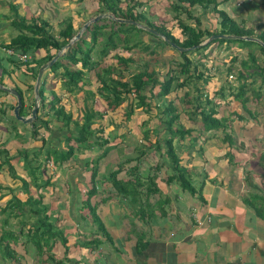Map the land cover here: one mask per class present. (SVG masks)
<instances>
[{"label": "crops", "instance_id": "1", "mask_svg": "<svg viewBox=\"0 0 264 264\" xmlns=\"http://www.w3.org/2000/svg\"><path fill=\"white\" fill-rule=\"evenodd\" d=\"M89 1L93 2V0H0V63L7 71L4 75L0 73V78L3 80L1 85L13 89L16 87L22 92L21 101L23 100V114L25 115L22 117L30 115L31 110L29 111L28 107L34 102V88L33 90L28 88V85L32 84L31 76L21 66L16 67L9 62L3 45L8 44L13 37L19 34L18 25L23 24V21L26 25H31L34 20L37 23L41 20L45 21L56 34L59 31V25L63 21L71 19L74 28L77 29L78 25H81L80 17L86 11L83 7ZM152 1L144 6L149 5ZM162 1L161 3H163ZM252 1L224 0L225 6H219L218 9L227 12L234 20L243 19L246 29L251 30L254 24H262V32L264 31V18L255 13H257V6L264 10V1H253L255 3L249 4ZM249 5L256 7L251 9ZM144 6L142 7L144 8ZM243 6L248 9L245 14L242 11ZM169 9L164 12L171 20L169 24L168 19H165L171 27L174 14L170 11L172 12L170 15ZM141 12H144L143 9ZM208 13H211V16L214 15L218 24L217 13L211 12L210 9L198 8L193 12L194 16L199 17L202 29H208L204 20V18H209ZM145 16L149 19V16ZM156 16L157 21L164 20L159 17L160 14L154 13V18ZM18 17L22 22L18 21ZM93 17L85 19L82 25ZM210 29H208L210 32L218 31L216 24L215 30ZM176 30L178 31V29ZM153 44L156 45L151 43V50H154ZM91 45L89 44V46ZM234 46V52L231 54L229 62L241 51L250 50L248 48L240 49L239 45ZM119 51L121 50L117 51V56L127 57ZM144 53L148 55L147 52ZM166 53L169 54L168 51ZM253 53L257 55L256 50ZM44 55V51L36 53V56L39 57ZM28 56L29 59L35 57L34 54ZM115 56V52H111L106 57H102L95 54L94 51L92 60L98 64L99 70L103 66L116 67ZM244 58L241 57V59ZM132 59L135 61L130 64L132 70H139L147 62L149 70L156 72L160 79H163L168 69L171 68L170 62L165 64L164 70L161 69L156 57L149 61L145 59L144 62L139 58L132 57ZM197 60L199 58L195 61L197 66H206L205 58L202 57L199 61L202 65ZM232 63L235 62L232 61ZM259 63L262 62L259 61ZM235 64L238 66L239 62ZM78 67L80 66L78 65ZM113 76L115 75L113 74ZM43 77L47 78L48 84H52L50 90H53L59 98L62 93L66 92L61 88V81L57 80L49 70L44 72ZM93 77H95L93 72L84 70V82L82 81L79 86L82 85V88L84 86L85 89L90 85ZM50 90L46 92L48 102L52 98ZM81 91L85 92L83 89ZM249 93L253 94L251 91ZM261 93L262 97L259 100L252 99L259 102L264 97V92ZM248 97L250 98V95ZM90 101L93 104L98 101L105 104V101L97 93ZM230 102L232 107L229 110L230 114L236 113L241 106L232 99ZM16 104L15 97L0 90V150L5 151L2 155L0 154V163H3L0 167V211L10 208V211L7 210L6 213L0 212V264H264V134L261 133L262 126L264 128V120L257 121V117L251 109L248 110L252 116L245 114V120L230 123L231 129L236 124L239 125L240 134L243 130H254V134H250L248 139L241 137L234 140L231 131L232 141L229 145H225L223 139L215 137V132L208 131L203 142L211 144L202 151L200 145L195 144L196 141L193 144L190 139H187L189 145L187 144L184 151H186V155H189V160L184 159L186 155L178 154V156L181 161L183 160L184 165L182 166L184 167L190 164L191 158L195 160L196 156L200 157L198 158L200 163L203 162L195 166L194 172L191 171L192 168L187 169L193 180V186L196 189L201 188L199 193L191 195L175 181H168V178L173 174L170 170V162L160 161L155 157L156 162L151 166H144L143 163L149 160L146 155L140 163L134 160L125 166L129 169L137 165L141 176H153L157 192L146 195L147 190L150 191L153 188L141 187L139 188L141 196L135 201L126 202L120 197H108L114 192L106 184L100 185L101 188L98 186V193L90 199V204L96 208L97 216L101 222L99 225L91 218L88 209L83 208V201L86 199L89 187L84 164L89 160L90 155H84L85 157L82 159L77 158V155L75 160L69 161L70 163L66 166L71 165L72 171H68L65 167L62 168V164H56L58 168L51 169L50 165L46 163L47 170L42 169L44 173L41 176L43 181L46 177L49 178V185L39 188L32 185V179L25 167L26 162L30 161L32 156L29 155L26 161L22 153L24 150L40 149L42 146L40 138L48 137V135L41 130L35 136L30 124H23L17 120L13 114ZM224 104L228 105V103ZM121 107L118 114L122 110ZM225 107L227 108V106ZM93 108L96 110L95 107ZM39 112L42 115V112ZM117 113L115 117L118 116ZM141 113L145 112L142 110ZM156 114L159 116L157 111ZM140 118L139 126L142 123L148 124V128L155 129L159 126L158 121L153 122L148 117L144 118L141 115ZM49 119L51 122L48 126L54 130L57 129L60 123L53 116ZM241 125H245V127ZM123 126L128 129L127 123H124ZM120 128L124 127L119 126L118 129ZM159 128L163 127L159 126ZM140 133L141 141L143 140V144H145L146 139L143 138L142 132ZM155 135L157 134L150 136ZM118 140L120 141V139ZM176 142L179 141L174 142L177 145ZM181 142L184 143V140ZM217 142L225 146L218 147ZM245 151L249 153L246 157ZM226 153H230V157H227ZM128 157H133V155ZM121 158L117 161L118 163L122 160ZM126 158L127 156H124V159ZM43 160V157L40 156L39 161L43 162ZM230 161L233 164H227ZM76 162L82 165L78 166ZM9 166H12L13 169L9 170ZM155 167L158 170H155ZM254 167H258L260 171L255 170ZM106 173L107 171L104 169L101 175ZM14 175L27 181L31 197L41 198L42 203L37 206L40 209L49 210L47 214L50 216L49 223L53 225L52 230L59 233L50 240L46 235H41L44 228L39 227L38 218L28 217L26 213L20 212L23 209L27 211L29 206L23 205V207L17 208L11 204L14 199L24 203L28 198L27 191H22L21 180L16 179ZM63 181L66 186H63ZM56 184L59 189L55 194ZM53 194L55 199L47 201V197ZM140 210L144 212L140 213ZM62 237L65 240L64 244Z\"/></svg>", "mask_w": 264, "mask_h": 264}, {"label": "trees", "instance_id": "2", "mask_svg": "<svg viewBox=\"0 0 264 264\" xmlns=\"http://www.w3.org/2000/svg\"><path fill=\"white\" fill-rule=\"evenodd\" d=\"M146 1L131 0V6H127L128 9L126 12L119 14L115 6L116 3H120L121 0H99V2H102L106 8L105 10L101 9L100 13L110 12L114 17L125 20H134L141 23L140 19L143 20L146 19V17H144L145 15L142 16L144 12L136 10V8L139 7V9H141L143 3ZM223 2L224 0H173L172 3H169L168 0L167 4H169L170 10L174 14L172 17V20L174 21L173 26H167V22L164 20H159L154 23L148 21L145 25L163 35L171 43L180 48L198 46L212 35H231L241 38L254 37L253 31L246 29L245 21L243 19L234 20L227 12L218 9L219 4ZM198 8L204 10L210 9L211 12L217 13L219 31L215 33L208 31V29L201 28L199 17L193 15V12L198 10ZM19 20L22 22L21 18ZM186 21L194 22L192 25ZM81 26L82 24L79 25L78 28L80 29ZM18 27L19 34L13 37L8 44L3 45V49L13 52L12 55H7V57H9V62L16 65V67L21 66L25 72L30 74L32 84L28 85V88L33 90L40 66L50 61L58 50L69 43L77 33L78 29L74 28L71 19L63 21L59 25V31L56 34L54 33L53 28L47 22H43L42 20L39 23L34 20L31 25H26L23 21V24L21 23ZM173 29H178L179 35L174 34L175 30ZM107 30H109V32L106 34L105 32ZM134 30L142 31V29H138L133 25L114 21L111 22V20L94 22L85 29L81 38L71 45L67 53L51 66L49 72H52L56 78L57 72L62 70L60 73V80L68 94L81 90V86L79 85L82 84L84 70L93 72L97 79L95 81L96 93L105 101V107L108 111L101 112L94 110L92 107L93 103L90 101V105L84 106V109L80 111V119H73V115L70 111H66L63 106H57L60 98L53 90L50 91L52 97L50 102L47 101L48 98L45 93L48 82L47 78L44 77L39 88L40 106L36 120L30 125L32 126L33 135H38V132L42 130L44 134L48 135V137L45 136L40 138L42 140V146L40 149L30 151L24 150L22 153L26 161L29 155L32 156V159L26 162L25 167L32 179V185L35 186V188H39L40 186L49 185V178L46 177L43 181L41 175L44 173L42 172V169L47 170V164L50 160L58 165L68 162V165L70 163L69 161L75 160L77 153L79 154L80 151L84 153L85 151L96 152V150H103L99 155H91L89 160L84 164L85 169L89 170L91 174L89 177V188L87 190L86 199L83 201V208L88 209L91 218L94 221H97L99 225H101V222L97 216L96 208L90 204V199L98 193L97 188L99 185L106 184L113 190L114 194H110L108 197H120L126 202L132 200L135 201L136 198L140 197L141 192L139 191V188L141 187L153 188L150 191L147 190L146 195L157 192L155 178L153 176H141L137 165L128 169L123 164H127V162H132L134 160L140 163L148 153H156L157 155L155 154L153 156L157 157L158 160H164V162L167 163L170 162V170L173 174L168 178V181H175L183 190L189 192L191 195L199 193L201 188L196 189L193 186L190 172L180 164L181 161L176 152L174 141L184 140V138H187L188 136L191 143L195 141L201 143L204 141V135L206 132L222 129L225 133L223 141L230 144L232 138L228 129L230 127L231 117H228L229 114L228 116H224L219 113L220 111L217 110L218 102L223 101L221 102L222 104L228 103V105H230V100L226 98H232V100L238 103L243 110L242 111L238 108V113H234L235 117L238 121H243L246 118L244 113L252 116L247 107L250 100L247 95L248 92H253V96L259 100L262 97V89H264V60L263 64L259 63L254 53L249 50V52L247 51L245 58L239 61L241 68L236 71L237 79L239 81V84L236 87L232 86L228 81L227 87H224V85L219 88L217 87L218 89L214 90L213 96H211L207 93L204 94L203 89L192 86V81H199L202 79L203 82L208 83L213 79L211 75H204V73H201L198 69L199 67L195 64V57H198L199 60L202 59L200 54H198L200 50L208 48L215 43L239 44L240 49H249V47L251 48V45H254L259 48L264 57V48L254 41L243 39H216L208 42L200 48L184 51L182 53L173 48L179 56V61L176 62L177 67L176 69H168L163 79H160V76L157 75L156 72L149 70V64L147 62L144 63L139 70L134 71L131 69L132 67H130L131 63H135L131 57L117 56V51L119 49L130 52L137 48L140 51L147 52L149 55H155V51L151 50V41L130 42ZM146 34L150 37L152 36L148 32H146ZM255 37L264 44V31L259 35H255ZM151 38L157 39L159 43L170 46V44L166 43L159 37L153 35ZM98 42H101L98 45L101 47L100 50L102 52V54H99L100 56L106 57L109 53L115 52L116 56L114 58L116 59V67H110L111 65H109V67L103 66L98 70V64L92 60L94 46L97 45ZM89 44L92 45L89 46ZM226 47L229 48L227 45ZM40 51H44L45 55L42 57L36 56V53L38 54ZM17 54H34L35 57L31 60L26 59L25 61H18L16 57ZM237 57L238 56L236 55L231 58L232 61L236 63L238 60ZM207 59L208 58L205 57V60ZM78 65L80 67H78ZM232 65L233 64H230V67L227 68L228 75L232 71ZM71 66H74L75 69H70ZM0 73L2 75L7 73L1 63ZM113 74L115 76L112 77ZM255 76L261 78L263 87L260 86L258 89L257 87H254L256 85ZM2 83L3 80L0 78V84ZM190 86H192L196 93L195 97L192 99H190L188 89ZM15 90L22 97V92L18 88H15ZM92 94L93 93H91L90 90H86L84 97L85 101L86 98L91 99L93 97ZM172 94L176 96L175 98L177 100L181 97L183 98L184 102L181 105V111L185 113L188 120L197 122L199 127L197 130L195 128L185 129L181 126L179 109L175 107V103H172L171 101L166 102L167 100H165ZM214 97L221 100L215 103ZM153 98L164 99V104L162 106L163 109L161 110L162 121L159 120V126L161 124H164L165 126L163 128H159L158 126L155 129L147 127L142 130V134L144 139H148L150 135L157 134L158 139L150 146H145L143 148L136 147L135 150L137 156L135 158L127 157L124 159L123 163L116 164L115 169L108 171L105 175L103 174L99 178V162L108 154L109 147L107 150L106 147L109 145L110 139H120V141H122L123 138L127 136V133L119 135H112L111 133L108 134V137L110 138L106 137L105 139L102 137L104 128L100 127V125H98V127H95L94 125L97 121L104 119L108 115L109 123L114 122L113 125H116L115 127L118 128L121 126L125 128V126H123L125 123L123 118L127 122L136 106H139V108L141 107L142 110L148 114L151 109L150 102ZM127 102H129V107L126 106ZM122 104H125V106L120 111V118L118 119L114 114L120 110L119 108ZM32 106L33 104L31 103L28 107L29 111L32 109ZM189 107L193 108L189 110ZM23 111L24 107L22 104L19 110L20 116H25ZM39 111L42 112V115L39 114ZM51 116L60 123L59 127L55 130L48 126L51 122L49 119ZM79 120H82V124L79 123ZM37 122H39V124H37ZM145 124L146 123H142V125ZM71 125L73 126V129H70ZM226 130L228 132H226ZM62 131H68V133H63ZM120 141L118 140V142ZM111 148L112 147H110V149ZM4 152L5 151L0 150L1 155ZM226 154L227 157H230V153ZM40 156L43 157L44 163L39 161ZM7 163L9 164V162ZM2 164L3 163L1 162L0 167ZM70 166H65V169L69 170ZM8 168L9 170L13 169L12 166H9ZM155 170H158L157 167H155ZM14 177L21 180L23 184L22 191H27L28 198L24 203L20 200L14 199L11 201V204L17 206V208H21L23 205L29 206L27 211L23 209V211L21 210L20 212L22 214L26 213L28 217L38 218L40 223L39 227L44 228V231H41L43 232L41 235H46L47 239L50 240L54 235L59 234L57 231L52 230L53 225L49 223L50 216L47 214L48 210L46 208L40 209L37 206L42 203L41 198L34 199L31 197V194L28 191L27 181L16 175H14ZM39 181L41 185H38ZM7 210L10 211V208H5L0 212L6 213ZM143 212V210H140V213ZM100 227L101 230H103L102 226ZM62 242L63 244L65 243L63 237Z\"/></svg>", "mask_w": 264, "mask_h": 264}, {"label": "rangeland", "instance_id": "3", "mask_svg": "<svg viewBox=\"0 0 264 264\" xmlns=\"http://www.w3.org/2000/svg\"><path fill=\"white\" fill-rule=\"evenodd\" d=\"M144 1H146V0H144ZM150 1H152V0H147L146 2H144L143 3V6L145 4H148V2H150ZM161 1L160 0L159 1L153 0L151 3H149V5L144 6V8L142 7V9L144 11V14L142 16L147 15V16H149V19H148V17L144 16V17H146V19H143V20L140 19L141 20V23H140L141 25L146 26L145 24H147L148 21H150L151 23L157 22V16L154 18V13L155 14H160L159 17L162 18V19H164V21H167L165 19H168V22L170 24L171 20H170V18H169L168 15H165V12H164L166 9L169 8V4H167L168 3V0L167 1L163 0L162 1L163 3H161ZM253 1H259V0H253ZM253 1L250 2L249 4L255 3ZM172 2H173V0H170V3H172ZM127 6H129V7L131 6L130 5V1H128V0L121 1L120 3H116L115 8H117V11H118L119 14H123L128 9ZM219 6L220 7H222V6L224 7L225 4L224 3H221V4H219ZM249 7L251 9H255L256 6H250L249 5ZM83 9L86 10V11L80 17V21L79 22H81V24L87 18H90L92 16L96 17V16L102 14V13H100L101 12V9L102 10H105L106 8H105V5L102 2H99V0H93V2H90V1L87 2L84 5ZM142 9H139V7L136 8V10H140V11H142ZM150 11H151V13H150ZM162 11H163V13H162ZM170 11L171 10L169 9V12ZM242 11H243V14H245V13H247L246 11H248V9H246L243 6V10ZM152 12H154V13H152ZM171 13L172 12H170V15L173 14V13L172 14ZM166 14H168V13L166 12ZM240 14H241V11H240ZM255 14L256 15H261L262 18H264V10L262 8L258 7V6H257V13H255ZM208 15H209V18L208 19L204 18V20L206 22L205 25L207 26V28L208 29L211 28L210 30L213 31V30H215L214 28H215V24H216V29L219 31V26L216 23L215 18L213 17L214 15L212 14L213 16H211V13L210 14L208 13ZM94 17L91 18V19H94ZM102 20L110 21L108 19H101L99 21H102ZM18 21H20L19 20V17H18ZM168 22H167V26H169ZM186 22L187 23H191L193 25V21H191V22L186 21ZM173 23H174V21H173ZM261 25L262 24H254L251 27V31L255 32V33H253L254 37H252V38H255V35H258L259 33H261V30H262L261 29ZM146 27H148V26H146ZM136 28H138V27H136ZM148 28H150V27H148ZM80 29H78V31ZM138 29H140V28H138ZM108 32H109V30H107L105 33L107 34ZM178 32L179 31H177L175 29L174 34L179 35ZM131 37H132L131 38V41H130L131 43L137 42V41H145V40L146 41H148V40L151 41L150 43H155L156 45H153L154 46V50H155V54H156L155 57H156V59H158V63L161 65L160 66L161 69L164 70L165 69V64L170 63V62H171V69H174V68L176 69V67H177L176 66V62L179 61V56H178L177 52L172 47H170L171 45L170 46H167V45H164L162 43H159L157 39L151 38L143 30L142 31H140V30H134ZM98 44H99V42H98ZM98 44L94 46L95 54H102V52L100 50L101 47H98ZM225 45H227L229 48H227V47L224 48ZM234 45H237V44H218V43H215V44L209 46L208 48H205L203 50H200V52L198 54H200L201 57H203V58L206 57L208 59L206 60V66H198L199 67L198 69H199V71L201 73H204V75H208V74L211 75V77L213 79L211 81H209L208 83L203 82L202 79L199 80V81H192V86L193 87H197L199 89H203L204 90L203 91L204 94L207 93V94H209L211 96H213L214 90L218 89L219 86H223L224 85V87H227L228 81L231 84L235 85L234 87H236L239 84V81L237 79V72L235 70L237 69V71H238L241 67H240V64H238V66H236V64L232 63V61L229 62V59L231 57V54L234 52L233 51L234 48H235ZM97 48L99 50H96ZM252 48H254V49H252ZM249 49L252 50L253 52L256 50V54L257 55H255V54L254 55L263 64L264 57L262 56L259 48L257 46L251 45V48L249 47ZM166 51H168L169 54H167ZM252 51H250V52H252ZM120 52H121V54H123V55H125L127 57L139 58L142 62H144L145 59H147V61L154 60L155 59L154 55H149V54L147 55L143 51H140L138 48L137 49H133L130 52H126V51H122V50L119 51V53ZM238 54L239 55H237L238 56L237 58L241 59V57H245L246 56L247 51H241V53H238ZM151 56H153V57L150 58ZM196 59H198V58L195 57V60ZM239 59L237 60V62L240 61ZM197 61L199 62L200 60H197ZM200 64H201V62H200ZM230 64H233L232 65V71L228 75L227 74V68L230 67ZM70 69H75V67L74 66H71ZM205 70H207V71H205ZM61 72H62V70H60L57 73V75H59V76H57V80L58 79L60 80V76H61L60 73ZM255 79H256V85L254 87H257V89L260 86L263 87V85H262L263 83L261 82V78L255 76ZM84 80H85V78H84ZM95 80H96V78L93 77L92 78V82L90 83V85L89 86H86V88L89 89L91 91V93H93L92 94L93 97L95 96V93L97 92L96 91V83H95ZM248 80H250V79H248ZM86 81H87V79H86ZM51 86H52V84H48V88H46V92L50 90ZM192 86H190L188 88L189 89L190 99L194 98L195 95H196V93L194 92ZM61 88H62L63 91L66 90V88H64V86L62 85V83H61ZM86 88L84 89V86L82 88V85H81V88L80 89L81 90L83 89L84 91H86L87 90ZM81 90L74 91L73 93H71L72 95H70V94H68L66 92H64L62 94L60 93L61 94L60 101H59L58 104L56 103L57 106H63L66 111H70L72 113V115H73V119H80V117H81L80 111H82L84 109V106H86V105L89 106L90 105V99L89 98H86V101H85V98H84L85 97V92H82ZM262 91L264 92V89H262ZM249 95H250V101L247 104L248 109L249 110L251 109L254 112V115L257 117V121H259V122L260 121H263L264 120V113H263V110H264V97L258 102V101H254L253 100V99H255V97L253 96V94H250L248 92V96ZM171 96L169 97L168 100H171L172 103H175V107L179 109V112H180V115H181V126L183 128H185V129L186 128H195L197 130L199 128L198 125H197V122L188 120L187 119V116L185 115V113L183 111H181V105L184 102L183 101V98L181 97V98H179L177 100L174 97L175 95L172 94ZM218 99L219 98L214 97V102L216 103V102H218V101L221 100V99L220 100H218ZM226 99L230 100L232 98L227 97ZM165 100H167V99H165ZM168 100L166 102H168ZM101 102H102V100H101ZM221 102H223V101H221ZM221 102H218V104L220 103V105L217 106L218 109L220 110L219 113L220 114H223L224 116H228V114H229L228 117H231L230 118L231 119L230 122H234V123L235 122H239L238 120H236L235 114L234 113L230 114V112H229V110L232 108L231 105H226L224 103L222 104ZM128 103L129 102L126 103V106L127 107H129V104ZM163 104H164V99H157V98L151 99V102H150L151 109H150V112L148 114L141 113V111H142L141 109L142 108L140 107L141 108L140 109L139 106H136V108L133 109V113H132L130 119L127 122L123 118V121L125 123H127L128 130H127V127H126V129L125 128L118 129L117 127H115L116 125L111 126L114 122H110L109 123V121H108L109 116L108 115L104 119H102L101 121H97V123L94 126L95 127H98V125H100V127H103L104 128L102 137H104L105 139H106V137H108V134H111L112 132H113L112 135L127 133V136L125 138H123V140L120 143L116 139L115 140L110 139V143L106 147V149H108V147L109 148L112 147V148L108 150V154L105 157V159L99 162V167H98V172H99L98 177L99 178H100V175L104 172V169H106L107 172L110 171V170H112V169H115V165L118 164L117 161L121 157H122L121 158L122 160L119 163H123L124 162V156H127L128 157L130 155H133V157L134 156L136 157L137 156V153H136V150H135L136 147L143 148L145 146H150V145H152L155 142L156 138L158 139V136L157 135H155V136H149L148 139H146V143L143 144L144 141L143 140L141 141V136L142 135H141L140 132H142V130L146 129L148 127V124L139 126V123L141 121L140 115L142 117H144V118L145 117H148L153 122H157V121L160 122V121H162L161 110L163 109L162 108ZM105 105L106 104H103V103L101 104L98 101L95 104H92V107H95L96 110H100V111H103V112H107L108 110L105 107ZM225 106H227V108ZM121 108H124V104L122 105ZM192 108L189 107V110H191ZM156 111H157V113H159V116H157ZM115 114H114V116H116ZM244 114H246V113H244ZM119 117H120V114H118V116L116 118H119ZM79 123L82 124V120H79ZM108 123H109L110 126L108 125ZM257 125H259V124H257ZM164 126H165L164 124H161L160 125V127H164ZM238 126L239 125L236 124V126L233 129H231V125H230V127L228 129L230 132L232 131V136H234V140L235 139L238 140L241 137H243V139H246V138L248 139L251 136L250 134H252V135L254 134V130L253 131H248V130L245 131V130H243L241 132V134H242L241 135ZM241 126L242 127H245V125H241ZM137 128L140 130V132H139V130ZM70 129H73V126L72 125H71ZM62 132L65 133L66 131H62ZM213 132L216 133L215 134V137L217 139L219 138V139L222 140L223 137H224V135H225V133L223 132L222 129L216 130V131H213ZM226 132H228V131L226 130ZM66 133H68V131ZM261 133L264 134V128H263V126H262ZM207 135H210V134H207ZM108 138H110V137H108ZM204 138H205V135H204ZM187 139H189L188 136H187V138L186 137L184 138V143H182L180 140H178L180 143L179 142H176L177 145L175 144V146H176V152L180 156H183V155L185 156L187 154L186 151H184V150H186V147L189 145V143L187 142ZM244 141L246 142V140H244ZM195 144H199L200 145V148H201V151H202L204 148L206 149L207 147H209L211 143L210 142H207V143H205V142L197 143V141H196ZM223 144H225V145L228 144L229 145V143H227V142H225ZM216 145H218V147H222V148L225 146V145L219 144L218 142H217ZM133 147H135V148H133ZM227 148H229V147H227ZM102 152H103V150L102 151L101 150H96V152H94V151L93 152H91V151H85L84 153H82L80 151L79 154L77 153V155H78L77 158H81L82 159L83 157H85L84 155H90V156L91 155H95V154H98L99 155ZM223 152H225V149H223ZM160 153H161V151H160ZM155 154H153V152L150 153V154L148 153L147 158L149 160L143 163L144 166H147V165L148 166H151L154 162H156L155 161L156 158H155V156H153ZM245 154H246L245 155V157H246V156H248L249 153H246V151H245ZM190 157H191V155H190ZM198 158H200V157L199 156H196L195 160H194V158H191L192 161L190 162V164H187V167L185 166V168L188 169V170H189V168L190 169L192 168L191 171L194 172L195 171V166H197L198 164L203 163V162L200 163V161H199ZM179 159H180V157H179ZM184 159L189 160V155H186V157ZM180 161H181V159H180ZM182 161L180 162V164L181 165H184ZM43 163H44V160H43ZM67 163L68 162L63 163L61 165V167L62 168L65 167L67 165ZM130 163L131 162H127V164H130ZM76 164H77V162H76ZM123 164H124V166L126 165V163H123ZM227 164H233V162L230 161ZM48 165H50L51 169L58 168L57 165H56V163H53L52 160H50L48 162ZM77 165L78 166H81L82 164L81 163H78ZM254 169L257 170V171H260V169L258 167H256V168L254 167ZM72 170H73L72 169V166H70V168H69L68 171H72ZM85 173H86L87 180H88V181L87 180L86 181L89 184V177H90V174L91 173H90L89 170L85 171ZM63 186H66L65 181H63ZM80 187L82 188L81 185H80ZM100 188H101V186H100ZM58 189H59L58 188V185L56 184V186H55V194H56V192H57ZM82 190H83V188H82ZM52 199H55L54 198V194L51 195V196H49V197H47V201H50ZM48 211H47V213H48Z\"/></svg>", "mask_w": 264, "mask_h": 264}, {"label": "water", "instance_id": "4", "mask_svg": "<svg viewBox=\"0 0 264 264\" xmlns=\"http://www.w3.org/2000/svg\"><path fill=\"white\" fill-rule=\"evenodd\" d=\"M101 19H109L111 21L114 22H118V23H123V24H130L133 25L135 27H138L146 32H148L149 34H152L156 37L161 38L163 41H165L166 43L170 44L172 48L176 49L177 51H179L180 53L184 52V51H190V50H195L197 48H200L202 46H204L205 44H207L208 42L212 41V40H216V39H243V40H250V41H254L258 44H260L263 48H264V44L259 41L256 38H245V37H238V36H231V35H212L210 36L207 40H205L203 43L199 44L198 46H194L191 48H180L177 45L171 43L166 37H164L163 35L159 34L158 32L144 26L141 25L140 23L134 21V20H125V19H121V18H117L114 17L113 14H111L110 12H105L102 13L96 17H94V19L89 20L88 22H86L85 24H83V26L81 27V29L74 35V37L69 41V43H67L64 47H62L60 50L57 51V53L54 55V57L48 61L47 63H44L40 66V68L38 69V73H37V77L35 80V85H34V102H33V106L31 109V113L29 116L27 117H22L19 114V110L22 106V101H21V96L19 95V93L13 89V88H7L4 87L3 85L0 84V90L8 93L10 95H12L13 97H15L16 99V106L13 109V114L15 116V118L17 120H19L21 123L23 124H31L35 121L36 116H37V112L40 106V96H39V88L40 85L42 83V79H43V74L45 71L49 70L51 68V66L58 61L62 56H64L68 49L71 47V45H73L76 41H78L81 36L82 33L85 31V29L94 22H97Z\"/></svg>", "mask_w": 264, "mask_h": 264}, {"label": "built area", "instance_id": "5", "mask_svg": "<svg viewBox=\"0 0 264 264\" xmlns=\"http://www.w3.org/2000/svg\"><path fill=\"white\" fill-rule=\"evenodd\" d=\"M6 54L10 56V55L13 54V52L10 51V50H7ZM16 57H17L18 60H21V61H25L26 59H29V57L25 56V55H16Z\"/></svg>", "mask_w": 264, "mask_h": 264}, {"label": "clouds", "instance_id": "6", "mask_svg": "<svg viewBox=\"0 0 264 264\" xmlns=\"http://www.w3.org/2000/svg\"><path fill=\"white\" fill-rule=\"evenodd\" d=\"M6 51H7V50H4L5 53H6ZM18 55H20V54H18ZM25 56H28V55H25ZM28 57H29V56H28ZM28 60H31V59H28ZM18 61H21V60H18ZM43 78H44V77H43Z\"/></svg>", "mask_w": 264, "mask_h": 264}]
</instances>
